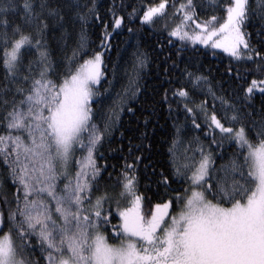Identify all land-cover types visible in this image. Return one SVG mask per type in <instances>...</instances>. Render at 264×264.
<instances>
[{
	"label": "snow or ice",
	"instance_id": "snow-or-ice-1",
	"mask_svg": "<svg viewBox=\"0 0 264 264\" xmlns=\"http://www.w3.org/2000/svg\"><path fill=\"white\" fill-rule=\"evenodd\" d=\"M166 3L150 6L141 21L153 23ZM177 11L183 12V20L171 36L223 49L237 60L254 63V71L264 75V53L250 45L242 30L256 18L257 34H264V0H257L255 7L252 0H228L222 23L212 16L197 23L199 31L193 33L184 28V22H194L193 0ZM94 12V0H0V264H264V101L258 110L252 107L254 90L264 96V80L253 79L243 97H237L246 111L209 89L226 106L225 118L233 125L226 127L213 112L209 127L222 135L212 143L223 148L228 141L236 150L217 166L203 147L198 162L187 156L181 162L169 147L172 174L185 185L182 192L172 189L180 210L170 213V197L147 214L143 204L150 197L138 187L146 132L135 145L141 155L131 163L125 158L114 186L118 190L99 191L102 169L94 153L119 123L130 87L117 89L119 66L114 64L104 92L94 89L105 77L102 52L90 51L86 29ZM10 14H18L19 21L10 23ZM123 21L113 11L112 28L120 29ZM107 29L105 24L100 40L104 49L111 47ZM146 62V54L137 48L130 69L124 70L129 85ZM187 76L193 92L207 82L202 75ZM241 78L237 72L236 79ZM173 95L187 99L189 91L181 87ZM163 100L168 101L167 95ZM197 107L204 108L205 102ZM185 109L195 110L187 104ZM127 111L135 115L134 108ZM150 119L151 114L144 117L145 127ZM128 151L131 155V142ZM149 167L151 162L144 165ZM151 176L158 177L157 189L167 193L166 172L153 167ZM94 190L98 194L93 201ZM112 203L119 215L115 236L106 228Z\"/></svg>",
	"mask_w": 264,
	"mask_h": 264
},
{
	"label": "trees",
	"instance_id": "trees-1",
	"mask_svg": "<svg viewBox=\"0 0 264 264\" xmlns=\"http://www.w3.org/2000/svg\"><path fill=\"white\" fill-rule=\"evenodd\" d=\"M86 2L87 0H80L82 4ZM94 2L96 12L93 13L86 29L89 34L90 51L94 49L102 52L105 70L102 83L95 85L94 89L99 93L104 92V88L108 86L107 81L113 78L114 64L119 66L120 79L117 89L123 92L124 86L130 87L124 111L120 112L119 123L105 137L103 143L98 146V151L94 153L97 165L102 169L98 180L99 191H104L105 188L110 192L118 190L114 186L125 164V158L127 157V162L131 163L134 156L141 155L135 145L141 144L140 133L146 132L148 138L144 139L141 144L144 150V160L139 165L140 183L138 187L145 197H150V200L145 199L143 209L147 214H150L149 210L156 203L172 197L173 203L170 210H180L175 203V192L172 189L182 192L185 185L180 178L174 177L172 174L168 163L169 147H173V151L181 162L185 156L194 157V162H198L200 147H203L205 152L210 151L213 154V160L217 166L227 162L236 150V145L225 141L223 148H220L217 147V144L212 143L213 137L219 141L222 134L214 126L209 127L211 114L215 112L226 127L233 125L225 118L226 106L222 105L219 99H214L209 89L215 92L217 97H224L233 103L240 104L241 110L246 111L247 109L243 107L244 102L237 100V97H243V89L253 79L264 80V75L254 71V63L247 62L243 58L237 60L229 53L224 52L223 49L181 41L179 37L171 36L170 32L183 20V12H178L177 9L182 3L186 4L187 0H167L165 12L154 17L153 23H143L140 17L150 6L158 5L160 0H94ZM256 2L257 0H252V7H255ZM193 3L195 5V20L205 22L210 17L217 16L219 22H223L228 0H193ZM133 9L136 11L133 12ZM113 11L117 16L124 18L120 29L112 28ZM96 13L99 14V18H96ZM8 18L10 23L19 21L18 14H10ZM105 24H108L107 30L112 33L107 38L111 45L107 49L100 47ZM129 28L133 31L129 32ZM242 30L250 45L264 53V34H257L256 18L246 22L242 26ZM137 48L146 54L147 62L146 66L139 70V76L135 83L129 85L128 76L124 75V70L126 67L130 69L132 54ZM241 50L243 51V46H241ZM229 68L232 69L231 73L228 71ZM250 69L253 71L248 74ZM189 72L207 77V82L203 83L201 88L195 92L188 80L187 73ZM237 72L242 77L241 79H236ZM2 74L3 70L0 69V75ZM181 87L189 91L187 99L173 95ZM136 88H139V91L133 97L132 92L136 91ZM166 89L167 92H165ZM114 92L115 90H113V94ZM165 95L168 98L167 102L163 100ZM262 101H264V96H261L258 89L254 90L252 107L258 110ZM201 102H205L204 108L197 107ZM185 104L195 110L191 113L187 112ZM128 107L135 109V115L127 111ZM205 113H207V118ZM149 114H151V119L145 127L144 117ZM231 115L232 110L228 109L227 116ZM193 120L200 125L199 128L196 127ZM239 126V124L235 125L237 128ZM174 140L176 141L175 145H173ZM130 142L133 149L131 155L128 151ZM77 154L78 157L81 155L79 152ZM149 162L157 172L164 170L169 176L170 188L167 193L163 187L157 189L156 180L158 177L151 176L153 167L144 168V165ZM72 171L74 175L75 167ZM110 174L111 179H109ZM97 194L98 191L94 190L93 201ZM85 206L88 207L87 204ZM122 206L127 205L123 204ZM104 207L108 209L109 205L106 203ZM107 214L105 212V215ZM109 220L110 223L106 226L107 234L115 236L116 232L113 226L116 228L119 226V215L115 203L111 204ZM36 255H41L38 249Z\"/></svg>",
	"mask_w": 264,
	"mask_h": 264
},
{
	"label": "rangeland",
	"instance_id": "rangeland-1",
	"mask_svg": "<svg viewBox=\"0 0 264 264\" xmlns=\"http://www.w3.org/2000/svg\"><path fill=\"white\" fill-rule=\"evenodd\" d=\"M197 23H203V22H200L199 20H195V18H194V22H184V28H185V30H187L189 33L198 32L199 29L196 28V24H197ZM185 41L192 42V41L187 40V39H186ZM195 43H197V44H201V43H199L198 41L195 42ZM208 45H211V44H208ZM77 157H78V154H77ZM169 211H170V213H171L172 215H175L176 213L179 212V210H173V211H172V210H170V209H169ZM167 219L170 220V216H169Z\"/></svg>",
	"mask_w": 264,
	"mask_h": 264
}]
</instances>
